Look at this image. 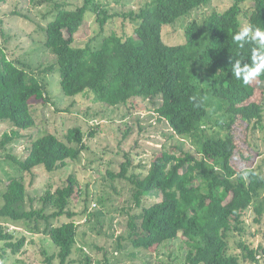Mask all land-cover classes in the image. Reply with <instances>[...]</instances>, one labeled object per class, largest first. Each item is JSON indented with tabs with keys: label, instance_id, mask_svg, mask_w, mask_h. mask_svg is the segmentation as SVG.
<instances>
[{
	"label": "trees",
	"instance_id": "1",
	"mask_svg": "<svg viewBox=\"0 0 264 264\" xmlns=\"http://www.w3.org/2000/svg\"><path fill=\"white\" fill-rule=\"evenodd\" d=\"M6 1L0 0V5ZM209 2H146L138 11L122 15L135 25L134 36L112 33L96 50L90 45L81 48L73 45L85 14L91 11L96 15L100 27L117 16H107L92 0H84L74 9L56 4V14L44 29V45L56 58L61 90L66 97L93 92L113 112L135 105L137 99L148 100L156 104L158 119L166 122L172 134L189 140L194 148V154L180 156L163 148L145 176L130 174L132 160L125 153L119 172L109 173L110 178L125 180L130 186L128 212L140 209L151 192L167 189L164 184L170 174L178 176L172 187L177 199L154 203L141 208L139 215L130 216L129 232L125 238L120 237L125 245L118 249L149 250L156 239L168 242L180 235L189 249L186 264H257L258 251L239 241L241 257L232 255L229 239L246 231L243 216L254 202L258 203L256 212L261 213L259 198L264 192V176L252 166L235 169L232 160L238 146L232 133L218 137L205 129L209 112L216 105L229 121L223 120L226 128L237 122L261 125L263 120V104L251 102L253 81L244 85L231 76L235 59L241 55L247 58L253 47L246 44L240 49L232 40V35L241 28L242 0H234L226 10L212 13L202 23H190L183 33L184 44L169 46L162 40L165 26ZM247 23L264 28V0L255 1ZM32 100L47 101L45 86L10 61L0 47V122H8L14 129L2 135L1 148L22 138L20 132L34 126ZM94 134L92 129L89 136ZM84 139L85 133L80 128L69 129L63 140L52 134L40 135L30 142L26 157L14 161L19 171L33 180L37 168L50 173L65 168L68 161L77 160L86 149ZM75 192L72 178L54 193L47 192L44 206L49 204L53 212L45 216L43 210L25 209V184L21 178L12 179L2 195L0 219L12 222L63 216L72 219L75 215L66 208ZM48 239L55 249L45 257L44 264H75V253L77 264H94L92 257L77 247V225L73 220L51 227ZM24 246V237L17 238L0 225L2 264L8 253L17 255Z\"/></svg>",
	"mask_w": 264,
	"mask_h": 264
},
{
	"label": "rangeland",
	"instance_id": "2",
	"mask_svg": "<svg viewBox=\"0 0 264 264\" xmlns=\"http://www.w3.org/2000/svg\"><path fill=\"white\" fill-rule=\"evenodd\" d=\"M46 1L7 0L0 5V47L10 61L38 78L47 92L46 102H30L34 126L20 132L22 138L14 140L4 148L0 147V204L9 181L21 178L26 187L25 209L43 210V215H50L53 208L49 204L44 206L43 202L46 193H54L72 178L76 192L66 210L75 216L72 219L63 216L20 222L0 219V225L15 237L25 238V246L21 252L17 255L8 253L5 264H44L45 257L50 256L55 249L48 239V230L71 220L77 225V247L91 256L94 264L104 261L108 264H186L189 249L180 235L168 242L156 239L149 250L118 249L125 245L120 237L125 238L129 232L127 224L130 216L139 215L141 208L154 203L177 199L178 195L172 187L178 176L170 174L164 184L167 189L151 192L143 199L140 209L128 212L126 202L130 198V186L125 180L110 178L109 173L119 172L125 153L132 160L130 174L145 176L155 155L158 156V151L163 148L171 150L177 156L188 152L194 154V148L189 140L172 134L166 122L158 119L156 104L148 100L137 99L135 105L121 107L113 112L100 103L93 92L66 97L61 90L56 58L44 45V29L56 14V4L74 9L81 6L84 0ZM92 1L99 4L107 16L117 17L109 19L100 27L96 15L88 11L83 25L74 36V47L90 45L96 50L102 46L103 39L112 33L134 36L135 25L123 19L122 15L138 11L146 2L154 0ZM255 1L242 0L240 3L241 27L248 25L249 11ZM233 2L234 0H210L187 17L165 26L162 29L163 42L169 46L184 44L183 33L190 23H202L212 13L226 10ZM50 67L53 68L47 71ZM108 70L111 71L112 66ZM252 83L255 90L251 102L262 103L264 106V76ZM223 120L229 122L216 105L209 112L205 129L218 137L232 133L238 146L232 160L235 169L240 171L246 166H252L264 176V114L261 125L237 122L226 128ZM71 128H80L85 133L86 149L77 160L68 161L65 168L50 173L37 168L33 180L29 174L19 171L14 160L26 157L27 147L33 139L52 134L63 140ZM92 129L95 134L90 137ZM12 131L14 129L10 123L0 122V140L4 133ZM259 200L261 213L256 212L258 203L254 202L243 216L246 231L242 236L236 234L231 237L229 245L231 254L241 257L237 244L239 241L244 242L250 249L258 251L257 264H264V253L261 252L264 249V192ZM76 257L77 253L73 257L75 264Z\"/></svg>",
	"mask_w": 264,
	"mask_h": 264
},
{
	"label": "clouds",
	"instance_id": "3",
	"mask_svg": "<svg viewBox=\"0 0 264 264\" xmlns=\"http://www.w3.org/2000/svg\"><path fill=\"white\" fill-rule=\"evenodd\" d=\"M232 40L240 49H243L246 44H251L253 47L247 58L241 55L235 59L231 66V76L244 85L264 76V28L251 24L242 26L232 35ZM246 60H250V63H245Z\"/></svg>",
	"mask_w": 264,
	"mask_h": 264
}]
</instances>
